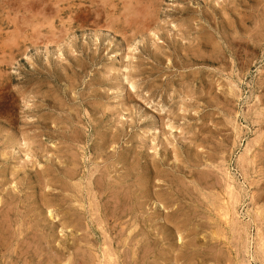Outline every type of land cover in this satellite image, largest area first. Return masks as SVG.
I'll return each instance as SVG.
<instances>
[{
  "label": "rangeland",
  "instance_id": "rangeland-1",
  "mask_svg": "<svg viewBox=\"0 0 264 264\" xmlns=\"http://www.w3.org/2000/svg\"><path fill=\"white\" fill-rule=\"evenodd\" d=\"M0 236V264H264V0H0Z\"/></svg>",
  "mask_w": 264,
  "mask_h": 264
},
{
  "label": "bare ground",
  "instance_id": "bare-ground-1",
  "mask_svg": "<svg viewBox=\"0 0 264 264\" xmlns=\"http://www.w3.org/2000/svg\"><path fill=\"white\" fill-rule=\"evenodd\" d=\"M36 26H37V25H36ZM33 27H34V26H33ZM33 31H34V30H33ZM131 87H132V86H131ZM133 87H134V86H133ZM232 89H233V88H232ZM252 151H253V150H252ZM247 155H248V154H247ZM240 157H241V156H240ZM249 157H250V156H249ZM249 157H248V158H249ZM244 161H245V160H244ZM68 174H69V173H68ZM100 177H101V176H100ZM137 180H138V179H137ZM228 191H229V190H228ZM230 191H231V190H230ZM230 195H231V194H230ZM236 195H237V194H236ZM135 197H136V196H135ZM234 200H235V199H234ZM236 200H237V199H236ZM233 205H234V204H233ZM49 209H50V208H49ZM224 209H225V208H224ZM3 211H4V210H3ZM228 211H229V210H228ZM237 214H238V213H237ZM224 215L226 216V214H224ZM232 215H233V214H232ZM260 215H261V213H260ZM6 216H7V215H6ZM227 216H228V215H227ZM227 216H226V217H227ZM232 218H233V217H232ZM235 221H236V220H235ZM235 221H234V222H235ZM226 223H227V222H226ZM1 228H2V227H1ZM75 232H76V231H75ZM250 234H251V233H250ZM7 235H8V234H7ZM0 237H1V236H0ZM3 237H4V236H3ZM8 239H9V238H8ZM212 239H213V238H212ZM249 240H250V239H249ZM261 243H262V242H261ZM105 250H106V249H105ZM105 250H104V251H105ZM253 254H254V253H253ZM20 255H21V254H20ZM35 255H36V254H35ZM144 256H145V255H144ZM23 258H24V257H23ZM83 259H84V258H83ZM83 259H82V260H83ZM85 259H86V258H85ZM85 259H84V261H86ZM108 259H109V258H108ZM69 261H70V260H69ZM87 262H89V261H87ZM84 263H85V262H84ZM68 264H69V263H68Z\"/></svg>",
  "mask_w": 264,
  "mask_h": 264
}]
</instances>
